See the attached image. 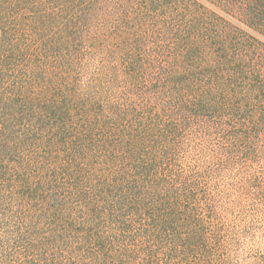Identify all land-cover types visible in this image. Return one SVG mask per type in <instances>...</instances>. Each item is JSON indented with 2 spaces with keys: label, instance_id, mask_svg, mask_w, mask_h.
<instances>
[{
  "label": "trees",
  "instance_id": "1",
  "mask_svg": "<svg viewBox=\"0 0 264 264\" xmlns=\"http://www.w3.org/2000/svg\"><path fill=\"white\" fill-rule=\"evenodd\" d=\"M132 1L0 0V264H217L214 187L245 174H230L229 148L193 158L187 136L224 115L194 70L164 72L144 97L118 87L145 24ZM251 100L230 110L248 161L264 138Z\"/></svg>",
  "mask_w": 264,
  "mask_h": 264
},
{
  "label": "rangeland",
  "instance_id": "2",
  "mask_svg": "<svg viewBox=\"0 0 264 264\" xmlns=\"http://www.w3.org/2000/svg\"><path fill=\"white\" fill-rule=\"evenodd\" d=\"M131 13L145 24L135 55L127 50L123 61L118 56V87H136L144 97L158 87L156 80L164 72L174 80L187 79L194 70L200 78L199 96L205 92L224 115L205 113L199 124L217 128L203 126L187 136L199 140L193 158L206 156L216 162L221 154L214 148H229L231 164L237 165L230 174H245L219 180L214 187L216 215L205 226L214 243L212 253L217 264H264V154L258 151L264 148V138L255 140L258 145L250 147L251 160H246L237 152L242 140L238 134L246 130L230 116L245 94L252 99L247 111L264 109V0H133ZM134 59L136 70L131 67ZM183 95L186 99L187 92ZM182 156L185 146L178 153ZM186 169L184 158L175 172L186 174Z\"/></svg>",
  "mask_w": 264,
  "mask_h": 264
}]
</instances>
